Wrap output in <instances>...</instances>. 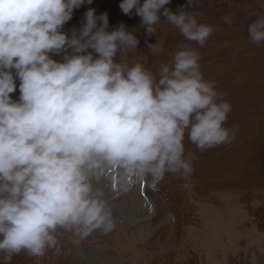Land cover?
<instances>
[{
    "label": "clouds",
    "instance_id": "1",
    "mask_svg": "<svg viewBox=\"0 0 264 264\" xmlns=\"http://www.w3.org/2000/svg\"><path fill=\"white\" fill-rule=\"evenodd\" d=\"M171 0H120L147 35L161 16L203 46L213 32ZM194 8L197 0H186ZM92 0H0V254L4 264L25 252L43 257L57 247V230L80 239L111 232L108 201L95 189L105 169L125 177L188 174L184 138L204 151L228 143L230 104L205 80L199 53L176 51L154 74L117 61L136 51L135 30H109L107 13L89 8L80 28L62 31L74 9ZM225 23L231 18L225 16ZM264 43V17L247 27ZM153 53L162 43L148 44ZM61 56V59H53ZM16 80H19L17 86ZM19 90L18 100L10 94Z\"/></svg>",
    "mask_w": 264,
    "mask_h": 264
},
{
    "label": "rangeland",
    "instance_id": "2",
    "mask_svg": "<svg viewBox=\"0 0 264 264\" xmlns=\"http://www.w3.org/2000/svg\"><path fill=\"white\" fill-rule=\"evenodd\" d=\"M226 2L221 0L215 10V0H197L194 8L186 0L165 6L173 12L183 7L199 23L212 26L203 46L186 40L163 16L154 26L156 34L147 35L134 10L131 15L121 12L120 0H92L74 9L63 32L78 30L89 8L97 15L107 13L109 30L122 23L135 30L139 41L136 51L119 53L117 61L140 63L154 74L171 63L176 51L195 49L204 79L215 82L217 93L231 106L224 126L234 137L200 151L186 133L191 172L166 173L155 183L150 176L125 177L118 169L105 168L93 186L108 201L113 230L94 231L77 242L71 232L58 229L56 248L43 257L22 251L12 264H264V43L251 46L247 31L251 22L264 17V0H240L223 15ZM225 16L231 23H225ZM156 40L162 52L147 48ZM221 47L228 51L220 54L226 57L223 63ZM10 95L18 100V87Z\"/></svg>",
    "mask_w": 264,
    "mask_h": 264
},
{
    "label": "trees",
    "instance_id": "3",
    "mask_svg": "<svg viewBox=\"0 0 264 264\" xmlns=\"http://www.w3.org/2000/svg\"><path fill=\"white\" fill-rule=\"evenodd\" d=\"M240 0H227V2H226V4H225V8L224 9H222L220 12L221 13H223V15H225V14H227L228 15V13L227 12H229V10L231 11V8H229V10L227 9V6L228 5H230V4H232V5H234L235 3H237V2H239ZM220 2H221V0L220 1H218L217 3H216V0H215V3H213L214 5V8H213V10H215L216 8V6H218V5H220ZM240 3V2H239ZM203 7H205L206 9L207 8H209L208 7V2L207 1H205L204 2V4H203ZM263 10H264V8H263ZM210 12V11H209ZM230 36H232V35H230ZM228 40H230V41H232V39H234V38H232V37H228L227 38ZM248 39V38H247ZM252 42V41H251ZM251 44V46H253V45H255V43H250ZM231 48H234V45H232V47ZM231 48H230V50H231ZM226 52H228L227 50H224L222 47L220 48V49H218V53H219V61L221 62V63H223L224 62V59L226 58V57H222L220 54H224V53H226ZM228 55H230V54H228ZM231 57V56H230ZM263 154H264V152H263ZM10 264H12L11 262H10Z\"/></svg>",
    "mask_w": 264,
    "mask_h": 264
},
{
    "label": "bare ground",
    "instance_id": "4",
    "mask_svg": "<svg viewBox=\"0 0 264 264\" xmlns=\"http://www.w3.org/2000/svg\"><path fill=\"white\" fill-rule=\"evenodd\" d=\"M219 220V219H218ZM214 223V222H213ZM224 228V227H223ZM216 236V235H215ZM217 238V237H216Z\"/></svg>",
    "mask_w": 264,
    "mask_h": 264
}]
</instances>
